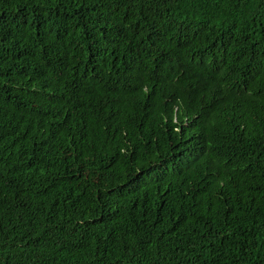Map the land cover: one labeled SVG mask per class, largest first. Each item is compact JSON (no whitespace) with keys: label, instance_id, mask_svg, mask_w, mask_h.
<instances>
[{"label":"trees","instance_id":"16d2710c","mask_svg":"<svg viewBox=\"0 0 264 264\" xmlns=\"http://www.w3.org/2000/svg\"><path fill=\"white\" fill-rule=\"evenodd\" d=\"M0 264H264V0H0Z\"/></svg>","mask_w":264,"mask_h":264}]
</instances>
